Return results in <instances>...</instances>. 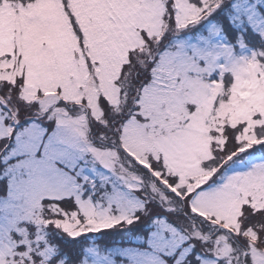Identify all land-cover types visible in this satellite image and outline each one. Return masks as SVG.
<instances>
[{"label":"snow or ice","instance_id":"6c2138e0","mask_svg":"<svg viewBox=\"0 0 264 264\" xmlns=\"http://www.w3.org/2000/svg\"><path fill=\"white\" fill-rule=\"evenodd\" d=\"M0 264H264V0H0Z\"/></svg>","mask_w":264,"mask_h":264}]
</instances>
